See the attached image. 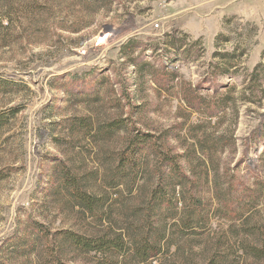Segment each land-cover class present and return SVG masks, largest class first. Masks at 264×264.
<instances>
[{"label":"rangeland","instance_id":"rangeland-1","mask_svg":"<svg viewBox=\"0 0 264 264\" xmlns=\"http://www.w3.org/2000/svg\"><path fill=\"white\" fill-rule=\"evenodd\" d=\"M0 79V264H43L57 249L88 263L57 237L102 229L65 175L108 199L104 226L126 228L156 184L155 148L190 177L179 213L206 205L204 228L177 241L193 262L228 244L226 264H264L236 243L264 228V0H0ZM138 132L156 145L130 195L107 182Z\"/></svg>","mask_w":264,"mask_h":264},{"label":"trees","instance_id":"trees-1","mask_svg":"<svg viewBox=\"0 0 264 264\" xmlns=\"http://www.w3.org/2000/svg\"><path fill=\"white\" fill-rule=\"evenodd\" d=\"M8 85L10 84L7 81L0 79V91ZM5 121H7L5 116L0 117V130L5 125ZM81 125L90 133L91 125L85 122ZM115 127L121 128L122 126L117 122ZM153 139L147 133L138 132L133 135L126 148L119 154V164L107 182L108 187L115 189L126 184V187H130L128 188L130 195L134 193L136 186L141 187L140 182L144 183L143 177L148 171V164L143 162V155L144 152L154 150L156 140ZM155 152L160 155L155 170L156 184L148 192L145 202L141 203L143 206H133V219L136 221L128 224L126 228L117 224L113 225L112 220H108V224L104 226L103 212L108 199L88 192V189L84 187L86 177L82 178L76 174L74 176L65 175L63 187L69 189L77 205L88 211L102 227L101 230L89 235L73 230H62L57 233L62 244H71L82 254H92L89 262L85 264H125L129 259L134 260L136 264H151L152 258L158 260L159 264H169V260H179V258L181 259L180 264H197L193 262L189 253L185 252L182 242L177 243V241L178 237L185 236L186 232L193 231L194 228H204L207 214L205 216L203 210H206V205L201 203L200 199L194 198L193 204L186 205L184 212L179 213L178 204L183 201L181 194L184 197L183 188L189 184L190 177L178 160L180 155L163 153L156 148ZM166 180L170 184L171 194L166 191ZM116 191L119 193L121 190ZM130 197L137 199L139 194ZM162 203H166V209L169 210L167 216L172 221L170 224H167L164 217H160L158 213ZM41 232L44 233L43 238L49 233L48 230H41ZM249 234L252 237L256 236L258 240L257 242L253 239L248 240L247 237V239L236 242L242 245V248L240 247L241 257L249 256L254 260L264 262V228L262 232ZM174 246L176 250L172 252L171 249ZM228 249V244L227 246L223 244L222 247L215 249L203 264H226ZM48 251L49 259L46 256L42 261L43 264H73L64 258L63 253H60L61 250ZM159 256L162 257L159 258Z\"/></svg>","mask_w":264,"mask_h":264},{"label":"built area","instance_id":"built-area-1","mask_svg":"<svg viewBox=\"0 0 264 264\" xmlns=\"http://www.w3.org/2000/svg\"><path fill=\"white\" fill-rule=\"evenodd\" d=\"M156 26H158V24H156Z\"/></svg>","mask_w":264,"mask_h":264}]
</instances>
